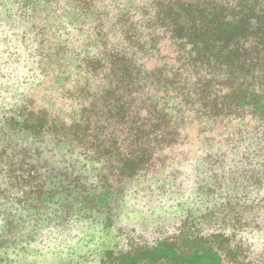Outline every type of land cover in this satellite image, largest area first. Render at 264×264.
Returning <instances> with one entry per match:
<instances>
[{"label":"trees","instance_id":"obj_1","mask_svg":"<svg viewBox=\"0 0 264 264\" xmlns=\"http://www.w3.org/2000/svg\"><path fill=\"white\" fill-rule=\"evenodd\" d=\"M50 72L79 93L82 115L70 128L17 90ZM187 115L204 131L229 127L232 144L215 156L255 161L251 179L263 186L264 0H0V214L12 200L37 209L59 188L77 189L73 170L53 174L47 139L70 155L81 149L80 164L97 163L119 184L164 164ZM261 190L253 201L227 197L198 226L181 220L157 246L108 251L99 264H264L249 240L260 230Z\"/></svg>","mask_w":264,"mask_h":264},{"label":"rangeland","instance_id":"obj_2","mask_svg":"<svg viewBox=\"0 0 264 264\" xmlns=\"http://www.w3.org/2000/svg\"><path fill=\"white\" fill-rule=\"evenodd\" d=\"M164 48L169 50L167 42ZM143 61L149 69L157 63L146 58ZM186 76L195 81L191 72ZM39 79L17 90L28 95L33 107L44 109L51 121L67 128L76 119L78 123L82 107L73 84L51 72ZM185 122L181 143L165 152L163 165L159 162L156 169L119 184L107 171L101 177L108 176L109 180L98 182L99 165L85 161L83 167L79 161L86 154L81 149H73L70 155L67 145L47 139L41 149L50 168L57 167L53 174L61 176L65 170H73L77 173V189L61 193L59 188L37 209L18 205L15 200L2 205L0 241L4 247L0 248V264H99L108 251L116 254L157 246L174 236L186 218L192 219L191 226L202 224L207 210L224 203L227 197L240 198L248 193L253 201L258 190L264 193V184L259 188L251 179L255 161L250 166L251 161H246V156L243 159L242 154L215 156V148L226 149L232 144L229 127L208 126L204 131L198 119L190 115ZM215 160L226 161L227 168L214 166ZM72 161H77L76 167ZM262 206L258 213L261 217L253 221L260 230L250 234L249 240L254 256L264 263V201Z\"/></svg>","mask_w":264,"mask_h":264}]
</instances>
